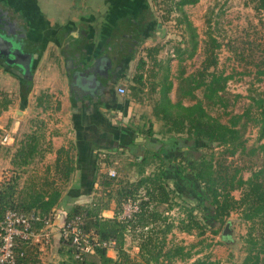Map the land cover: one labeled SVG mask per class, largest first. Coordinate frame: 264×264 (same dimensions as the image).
<instances>
[{"label":"trees","instance_id":"trees-1","mask_svg":"<svg viewBox=\"0 0 264 264\" xmlns=\"http://www.w3.org/2000/svg\"><path fill=\"white\" fill-rule=\"evenodd\" d=\"M197 1L179 0L176 9L182 12L183 6ZM246 2L264 24V0ZM183 19L192 43L189 58L197 49V35L185 16ZM212 52V48L204 49L205 58L196 74L184 76L182 72L179 75V99L175 103L169 97L173 89L169 68L163 62L153 60V65L157 68L150 71L153 78L160 69H164L158 84L152 86V92L156 91L157 86L159 90L158 97L152 99L151 108L152 116L161 123L162 137H154L150 125L149 148L144 151L141 149V156L131 153L133 165L139 168L138 181L124 184L118 182L113 189L111 180L114 178L103 172L98 178V187L101 189L99 196L88 206L72 205L67 208L69 197L63 199L62 193L74 172V158L70 155V149L60 148L56 151L54 163L44 169L43 177L35 179L28 172L21 187L18 184L19 176L16 175L0 184V218L7 210L52 217L54 210L65 207L66 221L79 217L81 233L90 243L98 245H94L93 254L78 259L71 238H64L61 231H57L61 260L55 264H173L175 260H189L191 254L184 247H166V236L174 226L172 223L166 224L167 218L158 208L167 205L171 209L172 199L180 198L195 203V206L187 210L186 218L179 219L176 228L180 232L190 234L196 231L197 236H203L206 229H210L212 235H217L219 227L225 223L230 213L237 211L241 220L250 225L245 240L246 256L241 264H264V144L260 146L263 152L261 164L257 168H251L250 177L245 180L241 175L242 169L229 161V158L245 151L241 130L238 128L241 116H232L224 124L209 115L201 101H196L191 106H185L181 102V99H195V91L202 90L203 99L207 103H221L227 79L214 71L209 72L216 65ZM144 68L145 60L141 58L127 85L129 96L136 101L140 100L139 95L146 83ZM183 84L186 89L182 88ZM30 89L29 83L22 82L21 96L24 99ZM11 104L12 99L1 92L0 114ZM37 129L16 142L11 164L20 173L26 174V168L36 158L39 160L43 157L41 146L44 140ZM184 134L185 138H176ZM46 148H49V142H46ZM215 148L220 149L215 152ZM155 161V172L143 176ZM101 163L107 167L111 160L104 156ZM167 181L171 182L172 188L166 186ZM141 190H144L145 199H138L137 194ZM235 190L241 191L239 199L232 195ZM128 199L140 200V211L128 221L119 220L118 208ZM112 204L115 205L113 217H104L102 213L112 209ZM195 210L199 213V219L193 215ZM35 227L39 229L41 226L37 224ZM139 229L140 232L136 235L138 260L133 262L124 249V241L127 232ZM109 243L112 247H108ZM37 247L18 241L15 264H35V260L31 261V251L37 250ZM108 250L115 252V258L108 255ZM190 264L219 263L209 258H199Z\"/></svg>","mask_w":264,"mask_h":264},{"label":"crops","instance_id":"crops-1","mask_svg":"<svg viewBox=\"0 0 264 264\" xmlns=\"http://www.w3.org/2000/svg\"><path fill=\"white\" fill-rule=\"evenodd\" d=\"M0 11L5 24L20 29L24 51L37 56L25 99L22 80L0 66V93L12 99L0 114V139L13 138L0 144V184L16 175L21 187L28 172L44 171L56 151L66 148L74 172L62 198L69 197L67 207L82 199L91 203L96 199L91 187L99 188L100 174L113 166L112 160L107 167L101 163L104 156H141L149 148V127L140 126L143 114L134 118L140 100L129 96L127 85L141 50L160 27L153 6L150 0H0ZM36 129L43 136V157L20 173L11 164L16 142ZM111 208L102 215L113 217Z\"/></svg>","mask_w":264,"mask_h":264},{"label":"rangeland","instance_id":"rangeland-1","mask_svg":"<svg viewBox=\"0 0 264 264\" xmlns=\"http://www.w3.org/2000/svg\"><path fill=\"white\" fill-rule=\"evenodd\" d=\"M150 2L160 27L156 30L154 39L143 47L140 53L145 60L144 69L147 77L143 92L139 95L141 111H137L135 120L138 119V115L143 114L140 122V126L143 124L141 128L147 130L151 125L155 137H162L161 123L152 116L151 108L152 99L158 97L159 90L157 86L156 91L152 92V86L158 84L164 69H160L158 75L153 78L150 71L157 70L153 65L154 59L163 62V65L166 64L169 68V79L173 83L169 97L175 103L179 99L177 91L179 75L182 72L184 76L196 74L205 58L204 49L212 48V56L216 60V65L209 72L214 71L227 79L221 103L216 105L207 103L203 99L202 90L195 91V99H181V102L185 106H191L196 101H201L207 113L224 124H227L232 116H241L238 128L241 130L245 151L241 154L237 153L229 158V161L242 169L241 175L246 180L250 177V169L257 168L263 156L260 146L264 144V126L262 127L264 120V24L260 16L254 12L246 0H198L195 4L183 6L182 12L176 9L179 0H150ZM183 16L195 28L197 35V49L189 58L192 43L182 22ZM182 88L186 89V85L183 84ZM185 137L186 134L176 138ZM219 149L215 148L214 151ZM110 160L113 162L110 168L116 171V177L111 180L113 189L118 182L121 184L135 183L139 180V168L132 166L131 156L113 155L109 157ZM156 162L145 170L143 176L155 172ZM31 175L37 179L43 177V171L33 170ZM165 184L168 188H172L171 182L167 181ZM92 191L97 198L101 189H95L93 186ZM232 195L235 199H239L241 191L235 190ZM137 196L138 199L141 197L145 199L144 190L139 191ZM82 202L83 199L79 204L90 205L89 202ZM112 206L114 209L115 205L112 204ZM170 206L171 209H168L167 205L158 208V211L167 218L166 224L172 223L174 226L166 236V247H184L191 254L189 260H175L173 264H190L199 258H209L219 264H241L243 262L247 249L245 240L250 225L241 220L239 212L230 213L225 223L219 227L217 235H212V231L206 229L203 236H197L196 231L187 234L176 228L179 219L186 218L187 210L195 206V203L173 198ZM65 208L56 211H62ZM120 208L121 206L118 208V213ZM193 215L199 219V213L196 210L193 211ZM226 222L232 223L234 244L230 246L225 245L221 240V232ZM138 232L140 229L127 232L124 241V249L133 262L138 260L139 250L136 240ZM38 247L42 249L39 250ZM38 247L37 250L31 251L33 257L31 261L35 260V264H55L61 260L58 254L59 235L57 231L51 234L49 244ZM108 255L115 258L113 250H108Z\"/></svg>","mask_w":264,"mask_h":264},{"label":"built area","instance_id":"built-area-1","mask_svg":"<svg viewBox=\"0 0 264 264\" xmlns=\"http://www.w3.org/2000/svg\"><path fill=\"white\" fill-rule=\"evenodd\" d=\"M121 95L126 93L123 88H118ZM13 141L12 136L5 134L0 139L1 145H8ZM106 174L114 178L116 171L107 168ZM140 211L138 200L128 199L121 204L120 212L117 214L119 220L128 221ZM80 218L75 217L64 222L62 228H57L53 223V217H41L39 215H26L14 210H7L0 218V264H15V249L18 241H25L30 245H47L50 243L51 234L55 231L62 233L64 238L70 237L72 245L77 250L76 258L93 254L94 245L88 241L79 230ZM40 225L36 229L35 225ZM108 247H112L109 243ZM41 248V247H40ZM42 249V248H41Z\"/></svg>","mask_w":264,"mask_h":264},{"label":"water","instance_id":"water-1","mask_svg":"<svg viewBox=\"0 0 264 264\" xmlns=\"http://www.w3.org/2000/svg\"><path fill=\"white\" fill-rule=\"evenodd\" d=\"M2 18L3 12L0 11V66L14 72L22 82L29 83L31 86L33 77L31 64L32 60L36 59L37 56L24 51L21 41L18 40L20 29L14 28L10 23L5 24L6 22ZM25 89H28V86H25ZM54 212L53 223L57 228H62L66 219V213L56 210ZM231 224V222H226L221 232V240L227 246L234 244Z\"/></svg>","mask_w":264,"mask_h":264},{"label":"flooded vegetation","instance_id":"flooded-vegetation-1","mask_svg":"<svg viewBox=\"0 0 264 264\" xmlns=\"http://www.w3.org/2000/svg\"><path fill=\"white\" fill-rule=\"evenodd\" d=\"M1 62H2V60H1Z\"/></svg>","mask_w":264,"mask_h":264}]
</instances>
